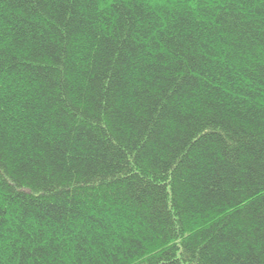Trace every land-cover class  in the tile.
<instances>
[{
  "label": "trees",
  "instance_id": "obj_1",
  "mask_svg": "<svg viewBox=\"0 0 264 264\" xmlns=\"http://www.w3.org/2000/svg\"><path fill=\"white\" fill-rule=\"evenodd\" d=\"M0 264H264V0H0Z\"/></svg>",
  "mask_w": 264,
  "mask_h": 264
}]
</instances>
